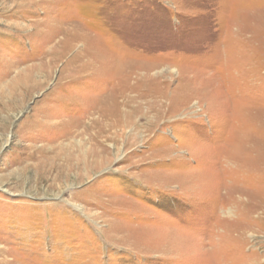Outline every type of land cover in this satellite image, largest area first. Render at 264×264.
<instances>
[{"label": "rangeland", "instance_id": "obj_1", "mask_svg": "<svg viewBox=\"0 0 264 264\" xmlns=\"http://www.w3.org/2000/svg\"><path fill=\"white\" fill-rule=\"evenodd\" d=\"M0 264H264V0H0Z\"/></svg>", "mask_w": 264, "mask_h": 264}]
</instances>
